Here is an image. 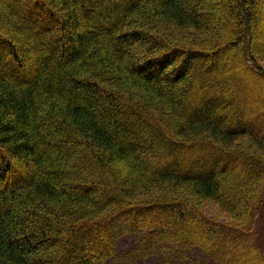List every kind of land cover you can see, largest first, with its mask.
<instances>
[{
    "label": "trees",
    "instance_id": "16d2710c",
    "mask_svg": "<svg viewBox=\"0 0 264 264\" xmlns=\"http://www.w3.org/2000/svg\"><path fill=\"white\" fill-rule=\"evenodd\" d=\"M263 6L0 0V264H103L140 228L264 264V98L235 70L264 88Z\"/></svg>",
    "mask_w": 264,
    "mask_h": 264
},
{
    "label": "rangeland",
    "instance_id": "374dc122",
    "mask_svg": "<svg viewBox=\"0 0 264 264\" xmlns=\"http://www.w3.org/2000/svg\"><path fill=\"white\" fill-rule=\"evenodd\" d=\"M258 16L254 27L261 33L259 37H261L262 59L260 60L264 63V6ZM232 59L235 62L239 60L237 55L236 59L235 56ZM235 70L244 80L243 83L248 86L251 95L264 98V88L255 77L250 76L243 69ZM204 207L209 213L216 215L219 221L231 220L230 216L221 212L213 202H207ZM124 221L125 219L123 223ZM140 229L134 231L128 229L121 233L115 240V253L103 264H217L207 251L199 246L189 245L187 240L178 244L162 242L158 231ZM248 262L258 264L257 260L251 261V258H248Z\"/></svg>",
    "mask_w": 264,
    "mask_h": 264
}]
</instances>
